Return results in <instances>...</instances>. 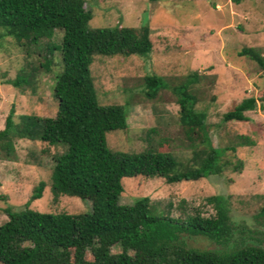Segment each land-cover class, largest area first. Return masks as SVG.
<instances>
[{
  "label": "trees",
  "instance_id": "1",
  "mask_svg": "<svg viewBox=\"0 0 264 264\" xmlns=\"http://www.w3.org/2000/svg\"><path fill=\"white\" fill-rule=\"evenodd\" d=\"M155 1V0H149ZM84 0H0V29L26 49L44 50L39 68L50 69L51 55L58 53L52 95L56 100L53 117L22 114L14 123L13 108L0 129V148L13 138L40 139L61 145L51 169L52 199L76 196L90 202V209L78 213L39 211L28 207L4 208L7 218L0 223V262L3 264H264V204L256 216L262 222L251 225L232 217L226 196L209 195L214 209L203 216L199 211L172 217L150 207L147 196L130 204L120 203L125 176H158L167 183L218 175L222 162L217 159L227 147L212 146L206 114L192 107L195 97L187 85L196 78L189 75L176 88L178 122L192 141L191 164L175 154L156 148L138 152L112 151L105 132L125 129L126 111L121 104L97 102L89 64L95 54L113 56L142 55L151 50L149 27L112 25L88 27L91 12ZM62 32L54 44L53 30ZM46 38L44 45L40 40ZM256 62L264 79V55L253 47L237 51ZM37 65L28 73L7 80L19 87L30 83ZM163 85L156 75L143 78L144 93L152 97ZM264 99V83L255 95L230 102L221 122L248 121L246 111ZM235 145H250L252 140L239 134ZM6 148H11L10 144ZM10 157V156H9ZM8 157V158H9ZM234 166L235 170L240 169ZM45 183L33 186L28 201L41 196ZM200 239L219 245L220 250L195 247L189 240ZM247 240L252 242L247 243ZM229 243L231 246H229ZM117 245L119 250L111 252Z\"/></svg>",
  "mask_w": 264,
  "mask_h": 264
},
{
  "label": "rangeland",
  "instance_id": "2",
  "mask_svg": "<svg viewBox=\"0 0 264 264\" xmlns=\"http://www.w3.org/2000/svg\"><path fill=\"white\" fill-rule=\"evenodd\" d=\"M83 6L91 12L88 27L147 25L152 43L145 54H95L89 64L97 102L121 104L126 111L125 129L105 132L109 149H162L191 164L192 141L177 121L175 90L192 73L197 74L187 85L195 97L192 107L205 112L212 146L227 147L217 159L223 164L218 175L172 183L158 176L122 177L120 203L130 204L137 197L147 196L150 207L163 214L183 217L199 211L207 216L214 209L206 197L222 193L233 218L245 219L251 225L261 223L256 215L264 204V99H257L255 107L245 112L248 121L224 123L221 114L230 102L255 95L264 83L256 62L237 54L247 46L264 55V0H84ZM53 33L57 44L62 32L54 29ZM46 41L42 38L39 46ZM43 54L49 56L33 46L26 49L0 29V129L10 107L14 123L22 114L54 116L52 86L61 66L54 51L50 69L39 68ZM35 65L39 71L30 77L29 84L16 87L7 82ZM146 75H156L163 83L152 97L144 93ZM239 134L248 136L252 144L235 145L232 151L229 145L239 139ZM62 150L61 145L27 138H13L1 146L0 223L7 218L6 206L19 209L26 202L29 208L48 212L74 214L90 209L88 200L76 196L61 194L52 199L51 169L54 155ZM239 162L240 169L235 170ZM39 180L45 183L41 196L28 201ZM188 242L195 247L221 248L200 239ZM118 250L117 245L110 247L111 252Z\"/></svg>",
  "mask_w": 264,
  "mask_h": 264
}]
</instances>
